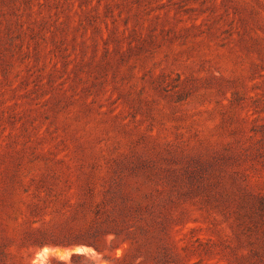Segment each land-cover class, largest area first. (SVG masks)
Masks as SVG:
<instances>
[{
    "label": "rangeland",
    "instance_id": "rangeland-1",
    "mask_svg": "<svg viewBox=\"0 0 264 264\" xmlns=\"http://www.w3.org/2000/svg\"><path fill=\"white\" fill-rule=\"evenodd\" d=\"M0 264H264V0H0Z\"/></svg>",
    "mask_w": 264,
    "mask_h": 264
}]
</instances>
